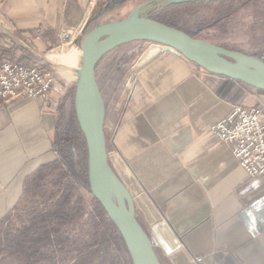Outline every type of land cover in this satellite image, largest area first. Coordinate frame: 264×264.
I'll use <instances>...</instances> for the list:
<instances>
[{"label":"crops","instance_id":"0c3cea01","mask_svg":"<svg viewBox=\"0 0 264 264\" xmlns=\"http://www.w3.org/2000/svg\"><path fill=\"white\" fill-rule=\"evenodd\" d=\"M145 1L0 0V58L42 63L39 56L47 49L68 45L79 64L91 28L138 13L149 16L142 10L153 4L137 12ZM98 8L102 20L87 29ZM64 28L72 31L68 42L61 37ZM141 43L103 55L97 64L102 92L101 75L109 74L111 59L118 57L119 79L132 70ZM77 77H58L47 102L23 97L0 105V223L38 200L47 205L45 212L73 203L74 177L56 153L54 137L60 101L74 87L75 99ZM259 92L171 50L136 73L113 152L118 175L134 197L140 204L152 200L182 243L172 253L156 246L162 264H264V175L249 176L213 129L236 104L263 105Z\"/></svg>","mask_w":264,"mask_h":264},{"label":"rangeland","instance_id":"374dc122","mask_svg":"<svg viewBox=\"0 0 264 264\" xmlns=\"http://www.w3.org/2000/svg\"><path fill=\"white\" fill-rule=\"evenodd\" d=\"M121 2H118V6L123 8L126 1ZM170 2V0L156 1L153 3V8L143 9L142 13L174 22L195 37L258 56L264 60V0H200L174 7H170ZM98 13L99 8L92 14L87 29L102 20ZM67 51H72L68 45L57 46L55 49H47L43 52V56H39L42 63L45 62L47 65L49 63L47 67L54 69L57 79L76 72L71 73L70 69L61 70L45 56L49 53H66ZM104 57L106 55L98 63ZM117 58L111 59L110 72L105 78L101 75V81L106 104L105 131L109 144L108 153L111 152L110 157L114 163L112 166L118 174V163L115 161L117 156L113 152L115 151L113 135L119 119L114 127H109V123L131 77L132 70L128 68L118 79ZM82 64L83 57L77 65ZM74 93L75 87L68 97L61 99L58 123L60 117L63 118L65 125L73 119ZM129 94L130 92L128 96ZM259 106H264V103ZM55 139L56 133L54 137L56 146ZM55 151L61 157L57 148ZM78 154L79 151L76 155ZM73 181V203L70 201L72 204L68 206L64 216L59 214H55L52 218L48 215L41 216L47 214L45 212L47 205L43 200H38L31 204L30 209L11 212L0 223V264H133L119 230L112 226L108 216L101 215L96 198L83 184L75 179ZM135 200L138 219L150 231V225L140 207L143 203L140 204L136 198ZM22 222L30 224L24 225ZM36 224L39 226H35ZM35 239L36 241L31 243ZM156 251L158 253L157 248ZM199 259L195 258L194 261Z\"/></svg>","mask_w":264,"mask_h":264},{"label":"water","instance_id":"95a60500","mask_svg":"<svg viewBox=\"0 0 264 264\" xmlns=\"http://www.w3.org/2000/svg\"><path fill=\"white\" fill-rule=\"evenodd\" d=\"M156 1L159 0L145 1L138 6L137 12ZM133 41H142L137 47L139 56L132 65L131 77L115 108L109 127H114L119 119L136 73L165 50L184 55L208 71L258 88L262 103L264 60L195 37L182 28L139 13L126 19L98 24L86 34L83 45V73L76 85L75 106L88 145L91 191L119 230L133 264H162L156 245L161 244L167 253H172L182 247V243L152 200L140 206L151 230L148 231L138 219L136 200L109 160L105 131L106 104L97 80V64L102 56L119 45Z\"/></svg>","mask_w":264,"mask_h":264},{"label":"built area","instance_id":"2783aa9c","mask_svg":"<svg viewBox=\"0 0 264 264\" xmlns=\"http://www.w3.org/2000/svg\"><path fill=\"white\" fill-rule=\"evenodd\" d=\"M61 37L68 42L72 31L62 29ZM56 82L54 69L42 63L0 58V105L23 97L47 102ZM213 129L249 176L264 175V106L236 104Z\"/></svg>","mask_w":264,"mask_h":264},{"label":"trees","instance_id":"16d2710c","mask_svg":"<svg viewBox=\"0 0 264 264\" xmlns=\"http://www.w3.org/2000/svg\"><path fill=\"white\" fill-rule=\"evenodd\" d=\"M187 2H191V1H185V2L171 1L169 5L170 7H174V6H180L182 3H187ZM157 19L162 20L168 24L174 25L176 27L184 29L183 27L177 25L174 22L164 20L162 18H157ZM184 30L187 31L186 29ZM20 61L22 60L20 59ZM24 63L28 64L26 62ZM62 120L63 118L60 117L59 123L56 128V139H55L56 148L60 152L63 162L67 165L69 171L72 172L71 174L74 177L75 181L83 184L92 193L91 186L89 183L88 145H87L85 132L78 119L76 106H75V113L73 115V119L71 120V122L68 125H65ZM77 151H79V154H78L79 157L78 155H76ZM97 202L99 205V210H100L101 215L103 217L108 216L98 200ZM65 210H66L65 206L60 205L59 209L48 211L47 214L41 215V216L48 215L49 217H54L55 214L57 215L59 214L60 216L65 213ZM110 223L115 229H117L115 225L112 223V221ZM35 226H39V224H36ZM37 235L38 233L36 232V237ZM34 241H36V239L32 240L31 243H33Z\"/></svg>","mask_w":264,"mask_h":264},{"label":"bare ground","instance_id":"6f19581e","mask_svg":"<svg viewBox=\"0 0 264 264\" xmlns=\"http://www.w3.org/2000/svg\"><path fill=\"white\" fill-rule=\"evenodd\" d=\"M72 37H73V35H72ZM83 54H84V50H83ZM45 58L47 60L51 61L52 63H54L61 70L68 71L70 69L69 71L71 73H72V71H74V72H76V74L78 76L82 75V73H83V64L79 65V66L76 64V62H77L76 61V55H75V52H73V51H67L66 53H56V52L49 53V54H46ZM77 58H78V56H77Z\"/></svg>","mask_w":264,"mask_h":264}]
</instances>
